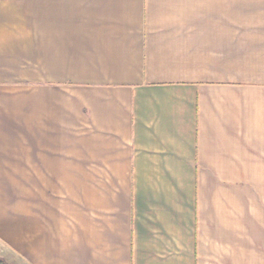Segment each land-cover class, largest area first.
<instances>
[{"label": "crops", "instance_id": "1", "mask_svg": "<svg viewBox=\"0 0 264 264\" xmlns=\"http://www.w3.org/2000/svg\"><path fill=\"white\" fill-rule=\"evenodd\" d=\"M0 257L264 264V0H0Z\"/></svg>", "mask_w": 264, "mask_h": 264}, {"label": "trees", "instance_id": "2", "mask_svg": "<svg viewBox=\"0 0 264 264\" xmlns=\"http://www.w3.org/2000/svg\"><path fill=\"white\" fill-rule=\"evenodd\" d=\"M0 264H9L3 257H0Z\"/></svg>", "mask_w": 264, "mask_h": 264}]
</instances>
